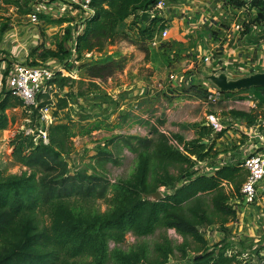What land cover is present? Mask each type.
I'll use <instances>...</instances> for the list:
<instances>
[{
    "label": "trees",
    "instance_id": "trees-1",
    "mask_svg": "<svg viewBox=\"0 0 264 264\" xmlns=\"http://www.w3.org/2000/svg\"><path fill=\"white\" fill-rule=\"evenodd\" d=\"M1 1L22 15L31 13V0ZM231 1L244 5L240 0ZM156 3L157 0H96L92 5L94 16L76 38V58L71 45L72 26L66 29L65 38L56 49L37 47L30 57L38 55L43 62L54 59L64 63L67 70H77L81 82H86L90 93H94L100 84L123 75L130 65L150 62L160 18L139 24L141 14L151 11ZM250 6L257 8L258 14L245 25L247 31L264 22V3ZM132 16L139 30L137 38L118 31L120 23ZM164 24L159 30L165 28ZM9 28L5 25L4 33ZM167 45L162 44L161 48ZM96 53L102 57L94 59ZM87 55L90 57L84 60ZM30 65L39 64L34 61ZM141 69L148 76L154 73L152 69ZM76 82L58 72L50 81L57 89L56 98L50 93L39 96L38 106L31 108L34 116L29 126L37 122L42 108L55 105V116L66 109L69 96L62 97L60 93ZM192 87L198 88L195 84ZM252 90L258 106L263 108L264 88ZM11 97L15 96L6 93L0 102V129L6 127L5 112L12 106ZM231 114L264 134V119L257 110H233ZM137 124L149 128V133L118 135L109 140L119 153L128 150L136 157L135 168L127 179L111 180L103 172L105 164H119L107 145L97 151V164L91 173L72 174L67 158L74 152L75 133L68 124L57 122L51 126L47 144L25 131L13 138V158L22 169L13 174L0 166V264H169L177 256L180 264L237 261L222 243L216 245L220 250L215 246L210 249L201 232L205 227H217L229 233L227 225L237 220L234 201L241 197L249 172L233 165L224 166L211 176L202 174L201 168L194 170L197 164L216 157L211 138H221L227 130L215 134L213 128L201 125L198 137L187 141L180 134H165L150 120L138 118ZM205 140H209L208 144ZM156 192H161V199L152 198ZM99 200L109 204L107 211L97 209ZM169 230H174L182 242L169 238ZM158 232L162 236L153 246L140 241ZM129 234L139 241L124 250L122 246Z\"/></svg>",
    "mask_w": 264,
    "mask_h": 264
},
{
    "label": "rangeland",
    "instance_id": "rangeland-1",
    "mask_svg": "<svg viewBox=\"0 0 264 264\" xmlns=\"http://www.w3.org/2000/svg\"><path fill=\"white\" fill-rule=\"evenodd\" d=\"M0 6V65L22 62L30 65V62L34 61L41 65L56 62L64 69V63L57 60L50 59L43 62L38 59V55H35L33 58H30V56L35 48L41 46L45 48L44 45H49L50 48L56 49L57 44L64 40L66 29L70 27L66 22L46 20L45 25L41 23L39 26H32L29 22L28 15H22L16 11L15 8L4 6L1 0ZM251 10L252 6H248L247 11L241 15V18L246 19L248 22L252 21V15L256 11ZM166 14L167 12L154 13V18L157 16L160 18L158 31L162 32L170 28V36L164 40L165 44L169 43L173 38L175 28H177V24L179 25V23H175L174 25L170 24L169 26L166 25V22L163 20ZM227 17H229V15H227ZM231 19L233 21L236 17L235 19L233 17ZM163 24L165 28L159 30ZM5 25L10 26L9 31L6 32L7 35L3 31ZM225 27H227L228 30L230 29L227 25ZM128 33H132V31ZM134 34L135 33H132L133 37H135ZM3 36L6 37L5 42H3ZM188 37L191 38V35ZM218 37L220 38L219 41H222L224 38L221 35ZM12 38L15 42H13ZM161 41L162 40H160V42ZM72 42V46L76 44V40ZM101 57V54L96 53L93 55L94 59H99ZM88 58L89 56L84 60H88ZM166 58L170 64L169 67L173 71L172 73L175 76H180V78L177 77L179 86L176 87L175 84L171 82V75L168 73L165 78L163 77V80H149V83L146 81L147 86H153L156 84L154 82L158 81L157 87L153 86L150 88L152 89L150 95L146 93L145 87L141 88L138 95H135L134 90L131 89L132 85H128L131 80L125 77H119L114 81L110 80V82L100 86L98 90H95L94 93H90L88 84L86 82H81V77L78 75L77 70L70 71V69H68L63 72L65 77H71L77 80L76 83H72L60 93L62 97L66 95L69 96V105L56 116L58 123L70 125L75 133V137L73 138L74 152L67 158L72 174L78 172L91 173L93 171L92 167L94 164H97L96 160H94L97 151L107 145L114 151L115 156L119 160V164H105L103 167L105 175L111 180H117L119 178L127 179L131 175L136 165V157L128 150L119 153L117 149L113 148V145H109V140L118 135L145 136L149 133V128L141 127L135 121L136 119H123L124 115L129 113H131L129 116L134 115L135 117L142 116L143 118H151L153 120L151 125L159 126L162 132L169 136L181 134L185 138L188 137L190 140H192L193 137H198L200 133L199 127L206 124L208 117L211 115L223 121L232 115L231 113L233 110L254 109L262 115L260 118L264 119V106L263 108L258 106V100L253 90L235 92L223 97L217 96L212 88L210 89L207 87L208 84L210 85V82L206 81L203 78L204 76L200 77V74L210 75L208 74V69L201 67L204 71H199L197 70V66L195 69H190V65L185 66L187 62L186 59H190L191 57L186 54V50L178 45L177 42H174L171 51L166 53ZM179 72L182 73L178 74ZM181 75H183V77H181ZM198 78H200V80ZM164 81H166V84L161 90L160 84ZM194 84L197 85L198 88L193 89L192 86ZM82 92H88L90 94L82 96ZM0 97L1 102L4 98V94H1ZM10 99L12 106L8 107V110L5 112V137L8 141L7 147L3 152L4 155L1 158L0 166L6 169L8 173L15 174L19 173L22 167L17 164L13 158L14 148L11 142L18 133L30 127L29 125L33 122L34 113L32 114V112H29L19 98L11 97ZM54 100L56 101V99ZM35 123L36 122H34V124ZM259 132L263 134V131L258 130V133ZM214 133L216 132L214 131ZM205 141L208 142L207 140ZM231 150L233 149H230L229 152H231ZM10 154L12 155L10 156ZM11 157L13 160H11ZM198 168H201L199 164H197L194 170L197 171ZM161 192L164 193L165 189H161ZM96 205L97 209L101 212H105L109 209V204L105 200H99ZM213 228L215 231H219V228ZM201 233L208 240L211 246L210 249L212 247L214 248V246H212V244L216 243V235L215 237L212 235L214 231H211L209 236H207L208 231H204L203 229ZM161 236L162 232H158L140 241L147 242L150 246H153ZM168 236L176 243L182 242V239L174 230H169ZM137 241L139 240H137L134 235L129 234L122 247L124 250H129ZM243 246L246 247L247 245ZM190 255L193 256L194 253H190ZM179 261L180 256H177V258L171 259L169 264H180L181 262ZM249 261L248 259L247 262ZM182 264H188V262L183 261ZM233 264L247 263L238 256L237 261Z\"/></svg>",
    "mask_w": 264,
    "mask_h": 264
},
{
    "label": "crops",
    "instance_id": "crops-1",
    "mask_svg": "<svg viewBox=\"0 0 264 264\" xmlns=\"http://www.w3.org/2000/svg\"><path fill=\"white\" fill-rule=\"evenodd\" d=\"M247 7L248 6L244 5L237 6L231 0H181L180 3H177V5L168 10L165 17H163V20L168 26L170 24L174 25L175 23H179V25L177 24V28H175L173 38L169 41V45L161 48V45L165 44L164 40L159 42L157 46L152 45V58L150 62L148 64L130 65L120 77L131 80L128 85H132L131 89L134 90L135 95H138L143 87L146 88V93L150 95L152 90L150 88L153 86L157 87L158 81L154 82L156 84L153 86H147L146 81L163 80V77L165 78L168 73L169 75L173 74V71L169 67L170 64L166 58V53L171 51L174 42H177L178 45L186 50V54L190 55L191 58L186 59L187 62L185 65H190V69L198 67L197 70L204 71L201 69V67H204L208 69V74L210 75L225 72L232 79L264 72V68H261L243 75L236 74L234 70L236 65H255L256 62L264 59V22L262 24H255L250 31H247L245 25L248 21L241 18V15L247 11ZM252 10L256 11L252 17H256L258 11L255 10V7H252ZM227 15H229V17H227ZM232 17L234 19L236 17V19L232 21ZM223 19L228 21H224ZM150 20L151 19H149V21ZM41 21L43 25L46 24L45 18ZM134 21L135 18L133 16L129 17L124 22L120 23L118 31L120 33L132 31V33H135V38H137L139 30L138 26L134 25ZM148 22H143L141 20L139 25H144ZM226 25L230 27L229 30L225 27ZM168 30L170 33V28ZM132 33H129V35L132 36ZM190 35L191 38L188 37ZM219 35L224 37L222 41H219ZM3 38L5 39L6 37L3 36ZM12 40L15 42L13 38ZM44 47L50 48L49 45H44ZM142 67L154 70L153 75L148 76L145 72L143 73ZM181 73L182 72H179L178 74ZM176 76L180 78V76ZM201 76L206 77L208 75L200 74V77ZM181 77H183V75H181ZM198 79L200 80V78ZM165 84L166 81L160 84L161 90ZM102 85L105 84H100V86ZM213 86L214 85L211 83L207 85V87L215 91L217 88L215 86L213 88ZM130 114L131 113L124 115L125 118L123 117V119H136L135 121L137 122V119L141 118L143 120H150V122L153 123L151 118H143L142 116L135 117L134 115L129 116ZM5 133L6 127L5 129H0V163L4 155L3 152L7 147L8 139L5 137ZM194 138L196 137L192 139ZM185 139L187 141L190 140L188 137ZM211 140L213 154L217 155V157L210 161L226 158L227 156L237 153H241L244 156L254 152L264 153V134L258 133V129L256 128L242 127L237 129L231 127L224 132L221 138L216 139L213 135ZM207 141L209 142V140ZM230 149L233 150L229 152ZM11 155L12 154H10V156ZM11 160H13L12 157ZM259 193L261 197L259 202L261 203L256 206L247 204L246 201L242 202L240 205L238 199H236L234 203L237 212V220L235 223L232 222L227 225L231 234V239L234 241L244 239L243 245H247L246 247L248 249H251L256 243L264 241V182L261 184ZM212 235L214 237L216 235V243L212 244V246L217 247L216 245L218 243L225 241L227 244V239L223 237V233L220 229L219 231L214 230Z\"/></svg>",
    "mask_w": 264,
    "mask_h": 264
},
{
    "label": "built area",
    "instance_id": "built-area-1",
    "mask_svg": "<svg viewBox=\"0 0 264 264\" xmlns=\"http://www.w3.org/2000/svg\"><path fill=\"white\" fill-rule=\"evenodd\" d=\"M95 1L96 0H31L32 10L28 15V19L32 26H39L42 23V17H44L45 20L66 22L69 26L74 27L72 34L73 40H76V38L83 32L86 21L95 14V10L92 6ZM180 1L181 0H157L155 7L151 11L146 12H149L151 14L150 19H153L154 13L167 12L177 5V3H180ZM240 1L243 2L244 6H250L254 2L264 3V0ZM255 10L258 11L257 8H255ZM144 13L145 12L141 15ZM169 36L170 33L168 28L162 32L158 31L154 35L152 45L157 46L160 40H166ZM3 42H5V39ZM72 47L73 58H76V44ZM87 56L90 57V55ZM63 68L64 69H62V66L56 62L50 64L45 63L38 66H31L25 62L0 65V95L4 94L5 96L6 93H11L13 96L22 100L26 109L31 112L32 107L38 106V98L41 94L50 93L53 95L57 92L56 87L51 85L50 81L55 78L58 72L63 74V72L67 70L65 65ZM261 68H264V59L259 60L255 65H236L234 70L236 71V74L244 75L255 69ZM170 80L176 87L179 86L177 76L172 74ZM215 92L219 97L225 96L218 89H216ZM55 111V105L42 108L37 122L32 127L25 130L26 134L35 136L37 140L43 139L44 143L47 144L49 142L48 130L51 126L57 123V117L54 115ZM206 125L213 128L216 132L228 130L231 127L237 129L247 127L244 121L240 119L227 117L225 120L221 121L214 115L208 117ZM200 165L202 169L201 173L210 176L227 165L241 166L245 168L249 172V175L242 186L241 197L238 198V203L241 205L242 202L246 201L247 204H252L254 206L261 203L259 202L261 198L259 189L264 182V153L254 152L245 156L241 153H237L227 156L226 158L206 161L200 163ZM203 230L208 231L207 236H209L211 231H214V228L205 227ZM221 232L223 233V237L227 239V244L225 243L226 241L220 243H222V247L226 246L229 256H236L237 258L239 256L244 259L247 264H264V241H260L256 243L255 246H252L251 249H248L243 246L244 239L234 241L231 239L230 231L229 233H226L221 230ZM248 259L250 260L249 262H247Z\"/></svg>",
    "mask_w": 264,
    "mask_h": 264
},
{
    "label": "water",
    "instance_id": "water-1",
    "mask_svg": "<svg viewBox=\"0 0 264 264\" xmlns=\"http://www.w3.org/2000/svg\"><path fill=\"white\" fill-rule=\"evenodd\" d=\"M151 14L145 12L142 15V21L148 22ZM206 81L213 84L221 93H235L240 91L252 90L254 88H264V72L252 74L250 76L232 79L227 73L211 74L204 77ZM207 143L206 141L204 142ZM152 198L159 200L162 198L161 192H156Z\"/></svg>",
    "mask_w": 264,
    "mask_h": 264
}]
</instances>
